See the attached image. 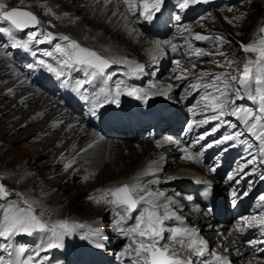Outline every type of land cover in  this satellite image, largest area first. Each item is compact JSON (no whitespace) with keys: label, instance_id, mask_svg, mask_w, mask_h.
Returning <instances> with one entry per match:
<instances>
[{"label":"rangeland","instance_id":"1","mask_svg":"<svg viewBox=\"0 0 264 264\" xmlns=\"http://www.w3.org/2000/svg\"><path fill=\"white\" fill-rule=\"evenodd\" d=\"M28 1L29 3L27 2L26 5H30L31 3L35 5L32 8L37 7L38 5H40V3H49L51 4V8L53 9V11L60 12L62 9V2H59V0L58 2L56 0ZM71 1V5L69 6L74 7V4H72L74 1ZM3 2L6 3L7 10H10L13 7L21 8L23 10L32 12L38 20H41L40 17L44 14L47 20H39L41 24L39 23L36 28L25 31L26 35H28L32 31L40 33L50 32L56 37L67 35L71 39L79 42L84 47H87L89 49L94 48L95 50H97L98 54L113 62L121 60V62L124 63V61H135L134 59L138 60V58H140V51L131 50V46L128 45V43L126 44V42L111 41L109 35L105 34L102 30L93 32L91 26L86 27L82 15L76 16L75 22L79 23L82 30H85L86 32H93L91 35V39L88 38L89 36L87 33L81 35L79 31H74L72 29L74 28L72 23L71 25L69 22H60L58 24L57 21L59 22V18L64 15L63 13H61V15L58 14L59 16H53V14L46 13V11L43 10L38 14V11L35 12L34 9L28 10L26 8H23L27 6L20 0H3ZM90 4L91 3L89 1L88 5ZM80 6L83 7L84 4L81 3ZM111 7L112 6L105 8V11H107ZM113 10L115 11V7ZM70 13L71 12L68 11L67 14L69 15ZM223 16L227 20H230L231 23L225 25L222 17L217 15L214 17V22L205 23L203 27H197L196 31L206 34H215L216 36H223V38L228 41V43H225L223 44V46H221L220 42L218 46H221V48L219 49L217 47V49L213 51L218 55L216 59H214L213 61H204L200 64L191 65L186 69V74H191L193 72L199 71H213L217 74H222L230 70H236L234 71L235 73H241L243 71V65L249 59H255V55L253 53H244L240 48V44H248L254 39L260 38L258 34V28L264 20V0H235L232 7L228 11L224 12ZM108 21L109 19L106 20V22ZM124 26L127 30H129V32H133L130 25L125 24ZM1 35L4 36V33L1 32ZM141 35L148 36L144 34ZM102 37L107 42H110V50L105 49L101 44L95 43V39ZM37 39H39V35ZM85 40L88 41L86 42ZM0 44L4 46V41L0 40ZM115 52H119L118 55L111 56L115 54ZM219 52H223L225 55L221 56L219 55ZM4 53H6V47L4 48ZM227 61H232L230 66H227ZM218 63L223 66H217ZM4 67L7 69H5ZM14 70L15 69L9 66L8 63H5L4 65L3 63L0 64V148L1 152H10L6 159H0V184L4 185L5 189L6 187L8 188V190L6 189L8 192V196L4 199H0V204H5L4 211L6 215L7 210L11 204H16L20 207L25 206L23 200L21 199V197H23L25 200H28L32 203L34 209L36 210V214L39 215L42 213V220L49 224H53L57 221H68L69 224L82 225L83 227L76 228L70 235H66L63 238V247L61 248L62 250H64V246L67 247V243H69V245L71 247L73 246L74 250H76L78 254L80 252L85 253L93 259V257L99 255L100 253L89 254L90 251L86 249L88 245L92 247H96L97 244L110 246L111 241H114L115 238V233L110 228L111 223L109 222L110 218L113 216L112 211H110L112 205L105 202V200L102 198L103 193L108 189L114 188L116 186L118 187V185L121 183V185H123L137 182L141 185L145 182L141 181L147 175L140 179V181H137L139 180L137 176L141 172L135 175V170L131 169L129 170V172L125 171L123 173L121 167L116 164L112 166L107 162L108 151L106 152V155L104 157L105 162L103 163V165L97 167L96 169L92 168L89 170L90 159L93 158V155L85 157L86 159H76V161L79 160L78 164H84V167H82V169H80L81 166L79 165L74 167L73 162H70L71 159H74L76 155H68L69 158L66 159V162H58V164H55L54 162L53 164V154L50 153L51 151L47 150H52L53 153L58 147L59 151L57 153V157L63 156L64 148L62 147V145L67 138L64 139L61 144L55 143L53 146L48 147V149L43 146H38V143L40 142L39 140L43 141L46 138L43 137L42 139H37L39 136H45L44 134H39L41 132H38L45 129L43 128L44 122H42L43 124L39 123H41V120L47 116L46 111L49 109V107L36 116V113L34 114L32 113V111L35 112V110L39 106L36 108L34 106L28 108V111L30 110L29 114L28 111L25 110L27 116H29L30 118H34L33 124L25 123L29 118H24L21 114L16 117L12 116L13 110L10 109V107H15V103L10 106V103L12 102H9L7 97L18 96L16 98L19 102V100H23L24 97L27 96V94H30L33 90L32 87L23 89L22 86L19 89L20 91L17 90L16 92H13V86L17 87L20 85H14L15 79H12L11 77V74L14 72ZM162 79L163 77L159 78L158 81L160 82L162 81ZM235 79L236 82L231 86L238 83L237 78ZM164 81H167V79L164 78ZM38 96H40V99H43L45 94L42 96L38 92L36 93V98H39ZM52 122V120L48 121L49 124ZM32 126H36L34 130H30L33 129L31 128ZM61 128H65V124H63ZM90 140H93V138H89L88 136L83 137L81 140L82 142L79 146V150L85 145V142H90ZM104 142L106 144L108 143V141ZM146 142L150 144L155 143L151 141ZM117 144L118 143H116V145ZM123 144H132V146L134 147H138L139 145L138 141ZM232 144L233 143H227L226 145H216L214 149L216 154L215 157L221 162L222 165H225V160L227 159L231 166L236 167L240 162L242 163L245 159L254 154V149L258 145V141L250 134L247 143H236L235 146H231ZM249 145H251V147H249ZM153 148L156 149L154 146ZM225 148H227V151H224ZM31 151L33 152L32 154ZM80 152L81 151H78L77 154ZM123 152L126 154L128 151L125 148ZM30 161L32 162V164L30 163ZM26 163L30 164L31 168H23L25 167ZM174 164L175 162L171 160V164L167 168L170 169L178 166V164ZM20 168H22V171L19 175H17V171ZM78 170L79 172H77ZM168 176H170L168 172L161 174V177H165L166 179L168 178ZM25 177L27 180L28 178L30 180L27 181ZM166 179H162L163 186H165L166 184ZM111 184L112 186H110ZM70 187L74 188L69 189ZM17 193H19L20 195L18 196ZM63 194L66 195V197ZM106 199L109 198L107 197ZM97 200H100V202L97 203ZM72 202L76 205H72ZM116 220L118 223H121L122 221L120 217H116ZM85 225L95 227V230H86V228L84 227ZM115 236L117 239H121L118 232L115 234ZM44 237L50 238L51 233H39L40 240L44 241V243H47L45 242ZM74 242H76L77 245H75ZM218 244L219 243H217L216 245ZM43 249L49 248H47V246H44ZM42 260L44 261L43 264H59V261L57 259L54 262L53 260L48 259V257L46 256H44ZM79 262L80 260H77L76 264H79Z\"/></svg>","mask_w":264,"mask_h":264},{"label":"snow or ice","instance_id":"2","mask_svg":"<svg viewBox=\"0 0 264 264\" xmlns=\"http://www.w3.org/2000/svg\"><path fill=\"white\" fill-rule=\"evenodd\" d=\"M125 13L124 18L128 16H135L137 12L139 17L152 21L156 17L157 13L161 12L162 6L165 0H121ZM201 2V0H176L177 7L180 11H184L190 5ZM114 15L116 13H113ZM176 19L179 21L180 16L177 15ZM0 21L7 22L9 28H0V32L5 33L12 40V46L22 48L24 50L29 49V45L35 41L36 43L52 42L53 40L59 39L63 43L55 45V52L59 54V67L60 69H72L77 67H84L92 69L89 74L95 78L97 76H105V69L110 66L113 61H110L96 51L82 46L76 40L71 39L67 35L56 37L52 33H38L32 31L28 34L27 40L16 39L14 32L24 31L28 28H36L39 25V20L30 11L20 10L19 8L13 7L7 10L6 3L0 0ZM231 22V21H229ZM185 29H182V31ZM190 31V29H188ZM260 33L264 34V27L259 29ZM38 35H42L44 39H37ZM194 40H209L212 37H206L199 34H195L192 37ZM216 41L223 44L228 43L223 36H216ZM172 48V51H176L177 45L172 41H166ZM187 43V39L185 40ZM191 47V45H189ZM240 48L244 53H253L255 59H249L243 65V71L238 80V88L232 89L231 85L236 82L235 77L232 80L224 79L223 74L211 75L208 82H203L209 74H202L201 78L197 83L192 84L193 89H203L201 94V100L198 104L203 102V109L213 113L210 116H206L200 124L208 123L211 121H220L215 125L208 135H211L218 131L223 125L224 121L222 117L225 115H235L239 119H243L244 123L248 125L247 131L257 141L259 146V156L261 157L260 162L264 163V36L258 39H254L248 44H240ZM163 50L157 45V54H162ZM195 56L199 58L202 54L201 50H195ZM52 55V53H47ZM219 55L224 56L223 52H219ZM153 59H156V55H153ZM43 64L44 62L41 61ZM179 64V61H175ZM227 66H230L232 61H227ZM217 66H223L218 63ZM50 72H54L58 77L63 74L62 71H58L57 68L51 65H46ZM136 71H143V66H137ZM109 79L111 77H108ZM178 80L184 77L177 76ZM124 82L121 81L116 85L115 96L110 93L106 94L105 102L119 104V96L123 91L129 96H133L136 99H144L143 96L137 95L140 92L139 89L130 86L121 85ZM235 93V99H242L244 96H248L254 101L258 102V109L256 115L247 109H242L235 106V100L231 99L229 92ZM228 104H232L231 108H227ZM191 111V109H190ZM243 113V116L240 114ZM250 121H252L250 123ZM242 133L235 132L229 133L222 136V138L214 141V144H226L229 141L234 142L231 146H235L236 143H247L241 141L240 137ZM205 139V135L198 137L196 143ZM172 143L179 144V141H170ZM195 145H193L194 147ZM213 143H209L203 148H210ZM251 147V145H249ZM186 153L183 159L191 160L192 154L188 148L181 149ZM227 151V148L224 149ZM203 153L201 152L200 155ZM255 161V155L252 159H248L245 164L239 166V170L247 167L249 164H253ZM213 171L215 169H212ZM256 171L255 167L252 169ZM146 175H153L154 173L149 170L145 173ZM233 178V174L229 175V180ZM264 179V174L261 175ZM87 179V178H85ZM155 183V182H150ZM207 194V193H205ZM19 196L20 194L17 193ZM8 196V192L4 185L0 184V199H4ZM111 199H106L107 197ZM164 197L163 192H153L149 190L148 186H141L137 182L130 184H123L119 187H114L106 190L103 193V199L106 203L113 206L114 211L117 214H123L125 221L134 219L135 223L129 227H121L120 231L129 238L130 244L129 249H132L135 254L134 264H195L191 259V256L202 258L207 251V242L202 238H199L198 230L189 227H174L167 228L165 226V220L177 219L174 213L169 212V209L175 204L171 198H168L166 203L157 204L156 202ZM24 203V207H20L16 204H11L7 210V214L4 216L2 222H0V238L9 240L17 234H27L29 236L34 233H51V239L47 245V248H58L63 247V238L66 235H70L76 228L83 227L82 225L69 224L68 221H57L53 224H49L42 220L41 214H36L31 202L21 197ZM260 201H264V195L260 196ZM100 200H97L99 203ZM163 210V215L161 214ZM133 213H137L133 217ZM243 226L246 228L256 227L261 230L264 234V211H261L259 215L251 217H244ZM183 224V221H180ZM236 231H241V227L238 225ZM169 235L165 236V233ZM167 241V242H164ZM256 241H250L248 246L252 248ZM264 243V241H260ZM178 245V247H177ZM101 247L100 244L96 245ZM134 246V248H133ZM183 251H187L190 255L188 259H180V254ZM127 254V250H126ZM212 260H201L200 264H231L227 257H222L216 253H211ZM31 260V258H29ZM0 264H3L0 261ZM22 264H29V261H24Z\"/></svg>","mask_w":264,"mask_h":264},{"label":"bare ground","instance_id":"3","mask_svg":"<svg viewBox=\"0 0 264 264\" xmlns=\"http://www.w3.org/2000/svg\"><path fill=\"white\" fill-rule=\"evenodd\" d=\"M20 1L23 4H25V5H26L27 2L29 3L28 0H20ZM56 1L58 2V0H56ZM60 1L62 2V9H61V11L59 10L60 12L53 11V9L51 8V4H49V3H47V4L40 3V5H38L35 8H32L35 5L33 3H31L30 5H26L29 8H27V7H23V8H26L28 10L29 9H34L35 12L38 11V14L41 11L45 10L46 13L53 14V16L54 15L57 16L58 14L61 15V13H63L64 15H62L59 18V22L57 21L58 24L60 22H63V23L69 22L70 25H71V23H72L73 27H74L72 29L74 31H76V30L79 31V33L81 35L87 33L88 36H89L88 38H90V39L92 38L91 35H92L93 32H95L97 30L98 31L102 30L105 34L109 35V38H110L111 41L126 42V44L128 43V45L131 46V48H130L131 50L140 51V58H138V60H140V61H142L145 58H147L150 55V53L157 47L156 41H154L151 37L141 35V34H144L143 32H136V31L129 32V30H127L125 28V26H124L125 24L130 25L129 24L130 20L128 22L129 18L125 19L124 15H122V13H124V11L122 10V5L119 2V0H109V3H105V2L97 1V0H73L74 2L72 4H74V7L69 6V5H71L70 4L72 2L71 0H59V2ZM89 1L91 3L90 5H88ZM44 2H46V1H44ZM81 3L84 4L83 7L80 6ZM109 6H112V7L110 9H108L107 11H105L106 10L105 8H107ZM19 7H21V6H19ZM114 7H115V11L113 10ZM68 11L71 12L69 15L67 14ZM113 13H116V14L114 15ZM45 15H47V14H45ZM81 15L83 17V21L85 22V26L86 27L91 26L92 29H93V32H86L85 30H82L80 28L79 23L75 22V17L76 16H81ZM118 15L121 16V17H119ZM40 18H41V20L46 19L44 14ZM107 19H109L108 22H106ZM0 28H3V26L0 25ZM0 40L4 41L3 36L1 35V32H0ZM85 41L87 42L88 40H85ZM55 43L58 44V43H63V42L61 40H59V39H56ZM95 43L101 44L105 49L110 50L109 49V47H111V46H109L110 42H107L106 40H104L103 37L95 39ZM3 47L4 46L2 44H0V50H2ZM92 50H95V49L92 48ZM95 51H97V50H95ZM111 51H113V50H111ZM118 53L119 52H115V54L112 53L113 55H111V54L110 55L111 56H116V55H118ZM118 59H120V58H118ZM135 60H137V59H135ZM2 63H3V65L5 63H8L9 66L12 65V63L10 61L3 60L0 57V64H2ZM112 63H114L115 66H117V67L120 64L122 68H126V66L129 65L127 62H124V63L121 62V60H117V61L112 62ZM12 68H14V67H12ZM5 69H7V68H5ZM110 70H112V68H110ZM14 72H15V70H14ZM14 72L11 74V77L13 76ZM119 72L121 74L125 73V71H123V70H119ZM234 73L235 72H232V74H234ZM6 76H7V71H6ZM77 76L79 78L78 80L80 81L82 79L81 74L78 73ZM232 78H231V80H232ZM10 79H9V81H10ZM12 79H15L14 85L20 84L17 87L13 86L14 87L13 88L14 89L13 92H16L17 90H19L23 86L19 82L21 80V77L14 76ZM117 80H121V79H117ZM162 80H164V78ZM9 81H8V83H9ZM106 82L107 81H105L104 83H106ZM172 86H175V85L172 84ZM68 87H70L72 89V92H73L72 94L73 95H77V89H78L77 85H74V84L70 83L68 85ZM7 90H9V89H7ZM53 91H55V90L53 89ZM104 93H105V90H101L100 89V91L98 92V97H97L96 101H98V99L101 98V96ZM5 97H7V96H5ZM16 97H18V96H16ZM16 97H13V96L7 97L8 101L12 102V103H10V106H12V104L15 103V107H13V108L10 107V109L13 110L12 116L16 117V116L21 114V115H23L24 118H29L25 122V123H28V124H33L34 123L33 122L34 118H32V117L30 118L29 116H27L25 110L28 111V108H30L31 106H34L35 108L39 106L35 110V112L31 110L32 113H34V114L36 113L35 114V116H36L37 114L41 113L43 110H45V109H47L49 107V109L46 111L47 116L44 119L41 120V123H39V124H43L42 122H44V125H43L44 127L43 128H45V129H43L42 131H38V132H41L39 134H44L45 136H39L37 139H42L43 137H46V138L43 141L39 140L40 142L38 143V146H43L46 149H48V147L53 146L55 143L61 144L62 141H64V139L67 138L65 140V142L63 143V145H62V147L64 148L63 156H60V157L58 156L57 157V153L59 151L58 147L55 149V151L53 153H52V150H47V151H51L50 153L53 154V156H52L53 164H54V162H55V164H58V162H66V159L69 158L68 155H71V156H75L76 155L74 157L75 161H74V159H71L70 162H73L74 167L79 165V166H81L80 169H82V167H84L83 166L84 164H78L79 160L82 159V158L84 159L85 157H88L89 155H93V158L90 159L89 170L92 169V168L96 169L97 167L103 165V163L105 162V158L104 157L106 155V152L108 151L107 162L110 165H112V166L114 164L118 165L119 167H121L123 173L125 171L129 172V170H131V169L135 170L134 171L135 175H137V173L141 172L137 176L138 179H139L137 181H140V179H142L146 175L145 174L146 172H148L149 170L152 171L153 168H155L158 171L157 172H153L154 173L153 175H157L156 179L160 180V182L162 183L163 182L162 179H166V178L162 177V179H160L161 178L160 177L161 176V171H162V174L168 172L170 174V176H168V178L166 179V184L164 186L166 188H167V186H169V181L168 180L171 177L172 178H174V177L175 178H180V181L178 182L179 184H186L187 181H185V179H186L187 175L192 174V173H200L201 172L200 169H197L196 165L191 164V165H193L195 167L194 168L191 165H188V164H185L183 162L178 161L177 160V156H175L176 154L174 152L173 146L171 144L167 143V142L163 144L161 141H159V140H157V139H155L153 137L139 136L136 139L124 140L122 142H116V143H118L116 145V143L115 144L113 143L112 139L110 138V136L107 133L99 131V126L95 123L94 120L86 119L85 116H83L79 111L74 112V117H73L74 121H70L69 120V118H70L69 115L67 116L66 113L61 110L62 108H64L63 105L60 104V108H58L56 106V104H55L56 103V99L53 98V97H49L47 94H45L43 99H40V96H38L39 98H36V92L34 90H32V92L30 94H27V96H25L23 100H21V101L19 100V102L17 101ZM85 103L88 104V107L90 109H94L96 107V102L87 101V102H84V103H81V104L83 105ZM29 112H30V110L28 111V114H29ZM25 115H26V117H25ZM197 115H198V111L196 109H194L193 112H192V117L194 118ZM49 120H52L53 122L49 124L48 123ZM75 121L83 122L82 129H80V128H78V127H76L74 125ZM63 124H65V128H61ZM71 124H73V125H71ZM8 125H10V124H8ZM35 127L36 126H32L31 128H33V129H30V130H34ZM206 128H209V126L207 125ZM177 131L181 132L180 127H178ZM136 135H137V132H134V136H136ZM184 135L185 136L181 137L182 143L186 144V146H188L191 150L197 151L196 145L198 143H196V141L198 139V129H196V125L191 124L189 126L187 132ZM85 136H88L89 138H93V140H90V142L87 141L88 143L85 142V145L79 150V146H80V144L82 142L81 140ZM106 140L108 141L107 144L104 142ZM132 141L133 142L138 141V143H139L138 147H134V146H132V144H123V143H133ZM146 141H151V142H155V143L154 144H150V143H148ZM193 145H195V146L193 147ZM153 146L156 149H154ZM124 147L128 151L126 154L123 152V150L125 149ZM78 151H81V152L77 154ZM9 153L10 152H8V151H7V153L6 152H1V148H0V159L1 158L2 159H6ZM32 153L33 152L31 151V154ZM78 158H79V160L76 161V159H78ZM171 160H173L175 162V164H178V166L175 167V168L173 167V168L168 169L167 167H169V165L171 164ZM208 161L209 160H207L206 163H208ZM30 163L32 164L31 161H30ZM13 164H15V163H13ZM50 164H52V163H50ZM87 164H88V162H87ZM91 166H93V167H91ZM27 167L31 168V165L26 163L25 167H23V168H27ZM21 171H22V168H20L17 171V175H19L21 173ZM77 172H79V170ZM97 173H98V171H97ZM151 176L152 175H150V178L148 180V175H147L141 181V182L145 181L143 184H141V186H148L149 187V185H150L149 182L151 180H153V178ZM25 179H26V177H25ZM28 180H30V179L28 178ZM121 184H119L118 186H120ZM110 186H112V184ZM73 188L70 187L69 189H73ZM6 189L8 190L7 187H6ZM64 196L66 197V195H64ZM161 200L162 199L158 200L156 203L158 204L159 202H161ZM71 204L72 205L73 204L76 205L73 202ZM107 207H109V206H107ZM185 213L186 212H182V214H185ZM120 218L122 219L120 224H127L128 222H130V220L125 221L123 219V217H120ZM188 219L191 221V224L194 225L193 228L199 230V236L206 237L207 240L211 241L212 240V236L217 234L216 231H205L204 230V227L208 224L206 222V220H205V215L204 214H199L198 216L189 215ZM84 227L86 228V230H95V227H92V226H89V225H85ZM226 233H227L226 231L222 232L221 236H219V238L214 241L215 245L218 242L223 243L222 238H223V236ZM115 234H114V237H115L114 241H111V243L114 242V243H116V245H119L122 242V239H117ZM227 245L228 246L230 245L229 240H226L224 242V246H227ZM244 259H245V257H244Z\"/></svg>","mask_w":264,"mask_h":264},{"label":"water","instance_id":"4","mask_svg":"<svg viewBox=\"0 0 264 264\" xmlns=\"http://www.w3.org/2000/svg\"><path fill=\"white\" fill-rule=\"evenodd\" d=\"M261 27H264V21H263V23L261 24L260 28H261ZM260 28H259V29H260ZM259 32H260V31H259ZM260 35H261V36H264V34H262V33H260Z\"/></svg>","mask_w":264,"mask_h":264}]
</instances>
